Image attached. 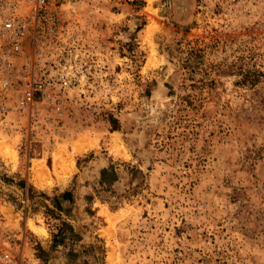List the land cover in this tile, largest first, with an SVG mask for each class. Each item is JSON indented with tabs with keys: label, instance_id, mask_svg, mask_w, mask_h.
<instances>
[{
	"label": "rangeland",
	"instance_id": "obj_1",
	"mask_svg": "<svg viewBox=\"0 0 264 264\" xmlns=\"http://www.w3.org/2000/svg\"><path fill=\"white\" fill-rule=\"evenodd\" d=\"M77 1L86 64L58 129L44 104L0 129V254L264 264V0ZM61 220L78 237L51 249Z\"/></svg>",
	"mask_w": 264,
	"mask_h": 264
},
{
	"label": "built area",
	"instance_id": "obj_2",
	"mask_svg": "<svg viewBox=\"0 0 264 264\" xmlns=\"http://www.w3.org/2000/svg\"><path fill=\"white\" fill-rule=\"evenodd\" d=\"M78 17L77 0H0L1 130H15L17 118L34 116L40 104L54 114L51 130L58 129L86 64L85 50L64 24ZM0 261L13 264V257L2 253Z\"/></svg>",
	"mask_w": 264,
	"mask_h": 264
},
{
	"label": "trees",
	"instance_id": "obj_3",
	"mask_svg": "<svg viewBox=\"0 0 264 264\" xmlns=\"http://www.w3.org/2000/svg\"><path fill=\"white\" fill-rule=\"evenodd\" d=\"M110 119H109V122L113 124L115 120L113 118H110ZM106 175L109 176L108 180H104ZM116 180H117V176H116L114 168L111 165L107 167H103L99 170V179H98L99 185H103L105 187L111 186ZM50 199L53 203V206L57 208L58 210H60L62 209L61 204L63 202L72 201V195H71L70 190H62L58 194H53ZM47 210L49 211V213H53L52 209L47 208ZM77 237L78 235L73 230L72 226L68 222L61 220V222L56 228V231L51 236L50 248L53 249L57 245L63 244L66 240L71 241V240H74L73 238L77 239ZM36 250H37L36 256L40 258L41 260H43L44 257H42V255L45 254V251L42 250L38 245H37ZM74 253L72 252V250L69 251V255L71 256H75Z\"/></svg>",
	"mask_w": 264,
	"mask_h": 264
},
{
	"label": "crops",
	"instance_id": "obj_4",
	"mask_svg": "<svg viewBox=\"0 0 264 264\" xmlns=\"http://www.w3.org/2000/svg\"><path fill=\"white\" fill-rule=\"evenodd\" d=\"M28 167V166H27Z\"/></svg>",
	"mask_w": 264,
	"mask_h": 264
}]
</instances>
